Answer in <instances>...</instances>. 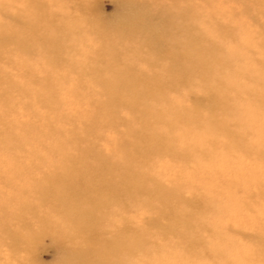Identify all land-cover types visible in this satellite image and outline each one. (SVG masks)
<instances>
[{
	"label": "rangeland",
	"instance_id": "374dc122",
	"mask_svg": "<svg viewBox=\"0 0 264 264\" xmlns=\"http://www.w3.org/2000/svg\"><path fill=\"white\" fill-rule=\"evenodd\" d=\"M29 1L31 3H28V0H0V34L6 31L10 36L8 40L0 43V264H13L8 246L12 234L20 237L15 247L18 251L15 257L13 256L16 264L22 262L23 264H76L74 256L77 254L74 250L82 247L77 245L78 241L67 237L73 236L68 229L77 230L76 224L63 225V222H58L62 216L56 212L51 213L49 217L46 216L49 226L47 225L43 230L41 227L46 225L41 224L38 218L32 217L24 220L29 225L28 228L18 227L19 204L30 205L33 202L39 187V175L49 169L47 160L60 166L61 160L58 154L50 153L52 150L49 149L52 148L51 144L59 145L65 142L68 136L70 139L72 133L77 130L78 123L72 122L76 113L78 111L85 113L84 104L94 108L103 100L97 98L95 83L82 71L79 64L50 67L51 59L48 60L49 57L41 51L42 46L39 44L40 38L46 35L47 28L43 27L42 22L33 19L31 25L35 30L30 29L29 18L23 13L25 6L36 5L44 14L47 10L59 15L61 20L55 22L58 35L65 33L63 26L67 23L81 19L86 21L89 26L83 27L85 36L92 35L93 41L84 42L85 48L106 49L116 44L118 45L116 50L122 57L124 65L135 71L142 65L140 60L137 64L136 59L131 57L147 58L155 64V67L147 68V73L157 77L164 75L176 77L177 72L172 70L170 65L176 64L172 66L176 68L182 64H178V55L184 49L183 44H187L186 35H190L200 39L201 46H208V42L212 39L213 42L220 44L224 55H237L232 60L235 65L233 70H240L243 74H249V78H254L256 65L264 61V0ZM183 12L185 15L180 20L179 14ZM80 25L81 21L78 26ZM144 27L152 33L148 31L143 33L141 30ZM124 30L136 32H133L132 38L128 39L122 35ZM23 42L29 49L23 46ZM153 48L163 51L164 58H158ZM69 58L74 59L72 56ZM105 66L106 64H100L97 68L103 71ZM190 68L194 69L195 64L193 63ZM166 70L172 71L165 73ZM260 71L264 72V66ZM240 77L238 76V81L244 83L243 87L255 89L251 84L242 82ZM46 78L47 80L42 82ZM53 78H62V80L56 82ZM198 82L199 77L194 76L186 88L176 92L166 91L162 98L158 95L161 99L152 109L161 111L164 104L168 103L175 111L195 112L194 93L199 92ZM44 84H54L51 88L56 89L57 94L48 98L45 92L37 90L44 89ZM84 87L90 90L87 95L81 90L78 99L74 100L70 96L75 88ZM91 98L94 101L90 100ZM52 100H60V106L58 108L51 106ZM235 104L236 110H246L245 98H238ZM255 108L259 111L263 110L259 105ZM207 111L206 102L198 104L196 120L179 130L183 131L181 135L186 144L196 138L201 140V143L193 147L189 153L181 151L171 155L154 149L143 156V159H139L118 150L110 156L108 152L111 148L108 142L120 143L123 127L119 126L120 131L115 134L110 130L102 131L100 128L102 123H97V131L100 134L97 135L95 145L104 152L102 156L104 159L111 157L121 159L122 156L127 155L126 158L129 159L133 172L138 175L146 177L151 175L164 187L181 185L184 196H188L187 190L192 188H195L200 195H204L207 185H215V187L210 186L211 189H215L220 184H253L249 180L255 181L259 178L258 156L252 153L247 158L240 151V147L232 151H224V137L211 123H225L226 131L230 130L232 135L239 133L245 140L243 147L249 149L251 146L263 143L264 117L256 113L258 118H252L244 112L242 118L236 120L226 107L217 108L213 117L208 116ZM117 112H119L118 119L126 115L125 109H119ZM231 118L235 120L234 125L231 124ZM134 123L138 128L139 124L135 121ZM259 130L263 132H258ZM258 135L262 136V141L259 143ZM67 145L71 151L77 152L72 142H68ZM31 164L37 166L27 177L23 170ZM146 186L150 188L152 185ZM218 190L229 195L227 190ZM241 190L243 193L246 191ZM45 201L48 204L53 203L57 208L64 202L57 201L51 195H47ZM138 201L139 198L128 199V204L125 206L122 204L121 209L128 218L126 225L130 226L131 231L140 232L143 234L142 237H146L150 242H158L163 247V257L155 261V264H173L172 261L170 263L169 253L174 255V251L169 250L168 247L172 245L168 244L176 241L175 236L162 235L163 229L152 223L155 218V202L152 203L151 208L143 209ZM213 201L216 207H222L226 203L238 209L241 207L239 202H235L236 198L223 200L216 196ZM5 203L9 204L8 207ZM88 205L90 203L86 204ZM42 207L44 212L48 210L44 203ZM101 210L107 221H100L97 229L107 227L103 238L109 239L112 236L109 232L115 229V219L110 217L112 210L107 206L104 208L102 206ZM244 211L236 215L227 213L215 218L208 215L201 218L203 223L216 229H210L214 233L208 230H196L195 241L200 244L196 251L201 253L200 257L205 259L209 255L206 246L208 243L226 249L225 259L228 264L264 263V219L253 216L252 213L248 214V210ZM260 211L261 208L257 207L256 212ZM59 223L62 224L60 226L62 228L68 227L67 231L61 233L58 228L52 226ZM158 223L161 224L163 221ZM29 233H32L35 239L32 241L22 239L30 235ZM181 238L183 237L178 235V239ZM179 252L189 258V254L183 249ZM118 259L122 257L118 255ZM187 261L184 260V263L207 264L203 259L200 263L194 262L195 260ZM117 264H125V260H118Z\"/></svg>",
	"mask_w": 264,
	"mask_h": 264
},
{
	"label": "bare ground",
	"instance_id": "6f19581e",
	"mask_svg": "<svg viewBox=\"0 0 264 264\" xmlns=\"http://www.w3.org/2000/svg\"><path fill=\"white\" fill-rule=\"evenodd\" d=\"M28 3L31 2L28 0ZM70 8L72 9V7ZM23 13L29 18L28 27L30 29L35 30V27L31 25L33 19L42 22L43 27L47 28V33L44 38H40L39 44L42 46L40 47L41 51L49 57L48 60L51 59L50 67L79 64L82 71L95 83L97 98L103 101L96 102L94 108L84 104L85 113L78 111L72 118V122L78 123L79 126L72 133L77 136L71 135L70 139L68 136L66 141L59 145L51 144L52 148L49 151L52 150L50 153L58 154L61 160L60 166L46 161L49 169L39 175V187L33 202L30 205L19 204L18 227L28 228L29 225L24 220L32 217L38 218L41 224L46 225L41 227L43 230L48 225L46 216L49 217L51 213L58 212L57 214L62 216L58 222H63V225L76 224L77 230H71L68 227L62 228L60 227L61 223L52 225L58 228L61 233L67 229L71 231L73 236H65L71 240L75 239L78 241L77 245L82 247L74 250V253L77 254L74 256L76 264H117L118 260H125V264H155V261L163 257V247L158 242H150L146 237H142V233L131 231L130 226L126 225L127 215L121 209L122 204L124 206L128 204V199L139 198L138 204L143 209L151 208L152 203H156L154 206L155 218L152 223L163 229L162 235H173L176 238L175 242L163 238V240L171 241V244L168 245L172 246L168 248L174 251V255L169 253L170 263L172 261L173 264H185L184 260H195L194 262L200 263L203 259L207 261V264H228L225 259L226 249L221 248L220 245L206 243L209 255L205 259L200 257L201 253L196 251V248L200 246L195 241L196 230H208L210 233H214L210 229L216 228L201 221V218L206 215L215 218L227 213L236 215L248 210V214L252 213L253 216L264 219V140L258 146H251L247 149V147H243L245 140L239 133L232 135L230 130L226 131L225 123L212 122L211 125L224 137V151H232L240 147L242 149L240 151L247 158L252 153L258 156L259 178L255 181L249 180L253 184H220L215 189H211L215 185H207L204 195H200L195 188H192L187 190L189 195L184 196L181 185L173 184L171 187H164L151 175L146 177L133 172L129 159L126 158L127 155L122 156L121 159L102 158L104 152L95 145L97 135L100 134L97 131V123H102L100 126L102 131L110 130L115 134L120 131L119 126L123 127L121 142L118 144L108 142L111 148L108 152L110 156H113L118 150L125 151L139 159H143V156L154 149L165 151L171 155H176L181 151L189 153L193 147L201 143V140L196 138L186 144L181 135L183 131L179 130L196 120L198 104L202 102L208 104L207 113L210 117L215 115L217 108L222 107H226L236 120L241 119L244 112H247V115L252 118H258L256 113L264 117V72L260 71V68L264 66V61L256 65L254 78H249V74L233 70L235 65L232 60L237 55H224L220 44L213 42L212 39L208 42V46H201L200 39L186 35L187 44H183L184 49L178 55V64H182L176 68L172 67L176 64L170 65V68L177 72L176 77L167 75L157 77L147 73V68L155 67V64L148 61L147 58L131 57V59H136L137 64L139 60L141 62L142 66L136 69L137 71L124 65L122 57L116 50L118 48L116 44H112L114 46L106 49L89 50L85 48L84 42L92 43L93 39L92 35L85 36L83 27L84 25L89 26V24L82 19L67 23L63 26L65 33L58 35L55 22L61 20L59 15L47 10L44 14L36 5H26ZM179 15L182 20L185 12ZM79 21H81L80 26H78ZM149 28L154 31L151 27ZM141 31L152 33L145 27ZM133 32L136 31L124 30L122 35L131 39ZM9 38L6 31L2 32L0 43ZM22 44L26 49H29L25 42ZM120 44L122 45L121 42ZM152 50L158 58H164L163 51L157 48ZM70 56L74 59H70ZM193 63L195 68L191 69L190 66ZM100 64H106L103 71L97 68ZM172 70H166L165 73ZM194 76L199 77L198 84L200 85L199 92L194 93L195 112L192 110L175 111L168 103L164 104L161 111L152 109L162 98L163 93L166 91L176 92L186 88ZM238 76H241L242 82L251 84L255 89L243 87L244 83L238 81ZM46 80L47 78L42 82ZM53 80L60 82L62 78H53ZM52 85L54 84H44V89L38 88L37 90L45 92L46 97L49 98L57 94L56 89L51 88ZM81 90L86 95L90 91L88 87L75 88L71 91L70 96L74 100L78 99ZM158 95L161 97L160 99ZM240 97L245 98L247 102L245 111L236 110L235 103ZM90 100L94 101L92 98ZM60 104V100L50 102L54 108H58ZM257 105L261 106L263 110H257L255 108ZM119 109L126 110L125 117L120 119H118L119 112H117ZM231 119V124L234 125L235 120ZM117 121L119 123H115ZM134 121L139 124L138 128ZM258 132L263 131L259 130ZM56 137L58 138L57 133ZM261 141L262 136L258 135V143ZM68 142L74 144L77 152L71 151L67 145ZM36 166V164H31L28 168H24L25 176L28 177L31 170L36 169ZM147 184L152 186L149 188L146 186ZM218 189L227 190L229 195L221 193ZM241 189L246 191L243 193ZM47 195L53 196L57 201L64 202L57 208L53 203H46ZM216 196L223 200L236 198L235 202H239L241 207L238 209L228 203L222 207H216L213 204V199ZM43 203L48 208L46 212L43 211ZM88 203L90 205L86 206ZM8 205L5 203L6 207ZM102 206L103 208L107 206L112 210L110 217L115 219V229L109 232L112 235L109 239L103 238L107 227L103 226L100 227L102 229H97L100 221H107L101 210ZM257 207L261 208L259 213L256 212ZM2 214L5 213L2 212ZM158 221H163V223L159 224ZM4 232L6 233V231ZM29 234L22 239L30 241L35 239L32 233ZM178 235L183 238L178 239ZM19 240V235L12 234L8 242L13 264H16L13 256L15 257L18 251L15 247ZM182 249L189 254V258L179 252L180 250L182 252ZM118 255L122 259H118Z\"/></svg>",
	"mask_w": 264,
	"mask_h": 264
}]
</instances>
